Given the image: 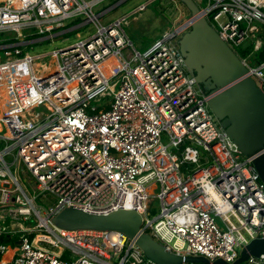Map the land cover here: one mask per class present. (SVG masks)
<instances>
[{
	"label": "built area",
	"instance_id": "2783aa9c",
	"mask_svg": "<svg viewBox=\"0 0 264 264\" xmlns=\"http://www.w3.org/2000/svg\"><path fill=\"white\" fill-rule=\"evenodd\" d=\"M104 1L0 0V218L21 220L8 260L10 246L0 244V264H156L122 232L55 226L66 208L134 210L138 236L179 256L233 264L264 239V182L256 156L244 155L213 114V94L189 72L178 40L205 18L264 90L256 60L264 0H193L199 12L145 51L125 26L151 2L105 22ZM88 25L94 33L64 52L26 51ZM46 55L55 59L50 70L37 65ZM47 196L49 205L39 201ZM33 217L38 224L27 225ZM244 264H264V255Z\"/></svg>",
	"mask_w": 264,
	"mask_h": 264
},
{
	"label": "water",
	"instance_id": "95a60500",
	"mask_svg": "<svg viewBox=\"0 0 264 264\" xmlns=\"http://www.w3.org/2000/svg\"><path fill=\"white\" fill-rule=\"evenodd\" d=\"M178 1L188 15L199 12L193 0ZM178 46L197 84L203 91L213 94L209 100L210 109L229 137L244 155L256 156L253 164L264 182V90L250 76H246L247 67L205 18H199L192 24L190 31L178 40ZM66 49L61 48V51ZM53 223L68 231L122 232L131 239L137 238L136 243L145 256L156 264H182L184 261L209 263L204 257L174 254L150 234L138 236L142 217L134 210L91 214L66 208L53 218ZM260 255H264V239L251 241L233 264H243L250 256ZM215 264L228 263L220 259Z\"/></svg>",
	"mask_w": 264,
	"mask_h": 264
},
{
	"label": "rangeland",
	"instance_id": "374dc122",
	"mask_svg": "<svg viewBox=\"0 0 264 264\" xmlns=\"http://www.w3.org/2000/svg\"><path fill=\"white\" fill-rule=\"evenodd\" d=\"M113 1L115 4V2L118 0H110V3H112ZM149 1H151V4L148 5V7L144 11L135 13L134 15L130 16V19H128V25L125 26L128 36L130 37L134 47L140 51H145L155 41L161 39L166 32H169L175 27L183 24L189 18L187 10L178 0ZM147 2L148 0H129L127 3H125V5L117 7L116 9L117 11L119 9V12H116L117 14L125 13L126 15H129L133 13L139 5ZM117 14L113 12L107 17V19L115 18ZM103 19L104 18L102 17V20ZM93 33V26L88 25L85 28L74 30L62 36L56 37L51 40H46L45 42L39 44H30L27 46L26 51L29 52L31 55L52 53L54 50L68 47L74 44L76 41L85 38ZM1 56L4 57L3 51L1 52ZM252 59L254 58H251V60ZM40 67H43L44 70L52 69V66L49 61H45L44 64H40ZM157 192L158 190L155 191V193ZM51 199V196H47L44 201L40 199L39 201L43 202L45 205H49ZM154 203L155 205H158L157 201ZM151 210L153 213L152 215L157 214V208L154 207ZM8 220L11 219L8 218ZM12 222H14V224H21L20 218H13ZM37 224L38 220L35 217H33L30 222H27V225L31 226H36ZM4 232L11 234L14 239L19 240L21 237V233L19 232L17 227H13L8 231L4 230ZM5 244L10 246V250H12V248L16 246V244L13 242Z\"/></svg>",
	"mask_w": 264,
	"mask_h": 264
},
{
	"label": "bare ground",
	"instance_id": "6f19581e",
	"mask_svg": "<svg viewBox=\"0 0 264 264\" xmlns=\"http://www.w3.org/2000/svg\"><path fill=\"white\" fill-rule=\"evenodd\" d=\"M45 61H49L51 66H52V68H53L54 62H55V59H54L53 55L43 56L42 58L39 59V62L37 63V65L40 67V64H44ZM116 63H117L116 60L114 58L113 59L111 58L108 64L111 65V64H116ZM5 103H6V95H5L4 90L1 89L0 90V109L1 110H3V108L5 106ZM13 227H17V229L19 230V229H21V224H14V222H12V220H7V219H4V218H0V230L8 231V230L12 229ZM11 254H12V251L10 249H7V251L3 255L4 260H8Z\"/></svg>",
	"mask_w": 264,
	"mask_h": 264
},
{
	"label": "crops",
	"instance_id": "0c3cea01",
	"mask_svg": "<svg viewBox=\"0 0 264 264\" xmlns=\"http://www.w3.org/2000/svg\"><path fill=\"white\" fill-rule=\"evenodd\" d=\"M123 1V2H122ZM129 0H118V1H116L115 2V4H114V1L112 2V3H110V0H106V1H104L101 5H99L98 6V8H99V10H102V11H104V10H106L107 12V14L103 17L104 19H105V22H107V21H115V20H117V19H120V18H122L123 16H125L126 14L124 13V14H117V12H119V9H118V11H117V7H119V6H123V5H125V3H127ZM148 2H150V1H148ZM147 2V3H148ZM144 4H146V3H144ZM141 5H143V4H141ZM140 6V5H139ZM138 8V7H137ZM117 11V12H116ZM113 12H115V14H117L116 16H115V18H108L107 19V17L109 16V15H111ZM128 34V33H127Z\"/></svg>",
	"mask_w": 264,
	"mask_h": 264
},
{
	"label": "trees",
	"instance_id": "16d2710c",
	"mask_svg": "<svg viewBox=\"0 0 264 264\" xmlns=\"http://www.w3.org/2000/svg\"><path fill=\"white\" fill-rule=\"evenodd\" d=\"M36 38V37H35ZM33 38V39H35ZM252 49V46H248L245 50L242 51L241 55H247ZM256 60L257 62H262L264 61V49L257 54L256 56ZM9 242H13V243H17L18 240L17 239H13L11 234L8 233H4L0 235V244H5V243H9Z\"/></svg>",
	"mask_w": 264,
	"mask_h": 264
}]
</instances>
